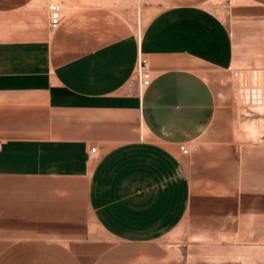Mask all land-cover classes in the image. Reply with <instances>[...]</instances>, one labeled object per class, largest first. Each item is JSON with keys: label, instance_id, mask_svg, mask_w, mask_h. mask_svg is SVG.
Masks as SVG:
<instances>
[{"label": "crops", "instance_id": "crops-1", "mask_svg": "<svg viewBox=\"0 0 264 264\" xmlns=\"http://www.w3.org/2000/svg\"><path fill=\"white\" fill-rule=\"evenodd\" d=\"M263 47L264 0H0V264H207L191 242L240 240L232 73Z\"/></svg>", "mask_w": 264, "mask_h": 264}, {"label": "rangeland", "instance_id": "rangeland-1", "mask_svg": "<svg viewBox=\"0 0 264 264\" xmlns=\"http://www.w3.org/2000/svg\"><path fill=\"white\" fill-rule=\"evenodd\" d=\"M260 58L264 61V53ZM235 95L237 140L255 154V176L249 181L255 186L250 192L251 215L246 219L241 216L243 224L238 241L208 240L191 244L205 252L207 264H264V72L239 75L235 79Z\"/></svg>", "mask_w": 264, "mask_h": 264}, {"label": "built area", "instance_id": "built-area-1", "mask_svg": "<svg viewBox=\"0 0 264 264\" xmlns=\"http://www.w3.org/2000/svg\"><path fill=\"white\" fill-rule=\"evenodd\" d=\"M47 9L49 12V26L50 28H57L62 20V12H61V4L58 2H50L47 5ZM232 76L236 79L239 74L237 71L232 73ZM137 77L140 82V85L143 87H147L151 82V72L148 66V61L146 59H140L137 66ZM179 150L183 155L189 154V149L180 145ZM91 153L95 152V147L90 149Z\"/></svg>", "mask_w": 264, "mask_h": 264}]
</instances>
